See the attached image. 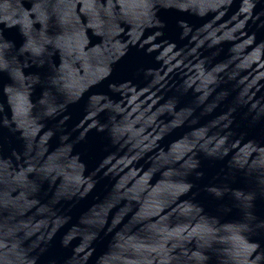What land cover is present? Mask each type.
Here are the masks:
<instances>
[{"label":"water","instance_id":"water-1","mask_svg":"<svg viewBox=\"0 0 264 264\" xmlns=\"http://www.w3.org/2000/svg\"><path fill=\"white\" fill-rule=\"evenodd\" d=\"M0 264H264V0H0Z\"/></svg>","mask_w":264,"mask_h":264}]
</instances>
